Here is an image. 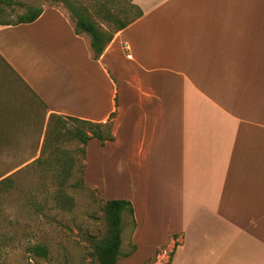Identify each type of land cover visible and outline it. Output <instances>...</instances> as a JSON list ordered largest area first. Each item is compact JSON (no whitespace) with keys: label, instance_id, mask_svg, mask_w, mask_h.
Wrapping results in <instances>:
<instances>
[{"label":"crops","instance_id":"1","mask_svg":"<svg viewBox=\"0 0 264 264\" xmlns=\"http://www.w3.org/2000/svg\"><path fill=\"white\" fill-rule=\"evenodd\" d=\"M133 2L141 15L97 59L59 7L0 24V156L42 162L54 120L114 113L113 139L84 154L85 172L92 145L139 180L119 262L264 264V0Z\"/></svg>","mask_w":264,"mask_h":264},{"label":"rangeland","instance_id":"2","mask_svg":"<svg viewBox=\"0 0 264 264\" xmlns=\"http://www.w3.org/2000/svg\"><path fill=\"white\" fill-rule=\"evenodd\" d=\"M133 1L0 0V24L18 23L48 4L59 7L72 22L83 16L112 34L118 22L137 16ZM53 126L54 141L51 137L45 146L42 162L19 168L22 162L0 156V264H100L97 248L111 232L110 213L106 209L109 199L88 184L85 176L90 180L97 176L100 185L106 178L109 186L118 187L120 199L130 200L132 196L136 216L142 217L144 197L137 188L139 180L132 176L118 178L117 173L114 178L115 155L105 156L104 162V154L91 145L85 172V148L80 135L94 129L69 119L54 120ZM133 227L125 208L120 212V256L132 250ZM35 245L45 248V256L32 252ZM139 260L132 256L118 262L138 264Z\"/></svg>","mask_w":264,"mask_h":264},{"label":"trees","instance_id":"3","mask_svg":"<svg viewBox=\"0 0 264 264\" xmlns=\"http://www.w3.org/2000/svg\"><path fill=\"white\" fill-rule=\"evenodd\" d=\"M138 14L135 18L127 22H118L115 31L126 28L130 23H132L136 18L141 15L140 9L134 5ZM41 13V9L37 10L33 15L28 18L20 20L18 23H30L33 22ZM75 26L76 34L84 33L90 38V44L93 51L94 59H97L103 52L105 46L110 42L112 34L105 33L102 29L97 27L92 21L88 20L86 17H78L77 21H73ZM114 117V113H111L108 120L105 123H92L89 121H83L71 117L61 118L62 120L69 119L75 123L85 125L94 129V131L89 133H82L81 143L85 145L88 140L95 138L100 141L101 144H104L106 141H111L113 136L111 134V119ZM97 129L103 130L102 132L96 131ZM84 153V149L82 151ZM128 209V213L131 216L132 220V206L129 201L123 199H114L106 202V209L110 213V223H111V232L109 238L99 245L97 248L98 258L100 264H116L119 258V248H120V237H119V223H120V212L123 209ZM32 252L38 256H45L46 250L41 245H35L32 248Z\"/></svg>","mask_w":264,"mask_h":264}]
</instances>
